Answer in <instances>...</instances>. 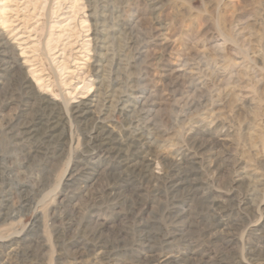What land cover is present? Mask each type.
I'll use <instances>...</instances> for the list:
<instances>
[{
  "label": "rangeland",
  "instance_id": "rangeland-1",
  "mask_svg": "<svg viewBox=\"0 0 264 264\" xmlns=\"http://www.w3.org/2000/svg\"><path fill=\"white\" fill-rule=\"evenodd\" d=\"M91 2L97 17L87 0H0V123L31 121L37 95L62 114L66 98L79 108V127L104 129L99 140L121 155L105 146L75 155L67 116L42 140L38 120L23 135L0 128L13 201L30 199L21 214L0 221V264H264V210H255L264 196V0ZM153 19L159 26L148 35V60L133 62L132 72L139 103L153 100L149 140L183 167L173 169L172 189L127 178L136 163L160 173L161 159L146 156L149 144L128 127L130 113L99 110L108 57L93 50V28L100 21L112 38L123 25L148 33ZM123 39L113 40L114 50ZM107 41L98 43L103 53ZM191 77L203 97L184 109L170 85L192 90ZM21 79L28 100L7 94Z\"/></svg>",
  "mask_w": 264,
  "mask_h": 264
},
{
  "label": "bare ground",
  "instance_id": "bare-ground-1",
  "mask_svg": "<svg viewBox=\"0 0 264 264\" xmlns=\"http://www.w3.org/2000/svg\"><path fill=\"white\" fill-rule=\"evenodd\" d=\"M149 1H153V3H155V2L157 3L158 0H149ZM87 2L89 3V5H91V8L93 10V14L96 17L99 16L98 6L96 5L97 3L95 4L94 2H91V0H87ZM92 3H93V5H92ZM155 5L152 7V10H154L155 14H156V12H158L160 14V9L162 7L161 6L156 7ZM106 18H107V16H106ZM116 19H117V17H116ZM98 20H100V19L99 18L96 19V21H98ZM152 21L149 22V24H148L151 26L149 28L152 29L151 30L152 32H148V33L144 32L143 33L140 30H138L137 27L136 28H132V27L130 28V27H127L126 25H123L122 27H120L121 29L119 30V35L117 37L114 36V38H112L113 37L111 34L112 31L108 29L109 27L107 28V26L103 25L104 28L102 30H100V28H99L100 21L93 28V40L95 42L93 50L95 52L99 53L100 56L103 55L104 57H108L107 63L105 64V68H103V70H101L102 71V79H101V85H100L101 102H100L99 110H100V107L101 108L109 107L111 112L119 111L121 114L122 113H124V114L130 113L131 117L128 120V127H130L132 129V133H134L136 136H138L140 140L144 139L146 141V143L149 144V147L146 148V154H147L146 156L153 155L156 159H159V160L161 159L160 162H161L162 170L160 171V173L156 174L154 172H150L148 170L149 168L147 166L140 165L139 163H136V164H134L128 168V170H127L128 175L126 174V176H128L127 178L130 179L129 176L135 174V177H140L142 180H145L148 183H151V182L161 183L164 186H166V188L169 187L172 189L176 185L174 183V181L171 180L173 175L175 174V171L173 172V169L175 167H177V169L179 170L183 167L179 164V162L175 159V157L170 158V156L168 155L169 152L164 153L165 147L159 143L158 139H154L153 141L149 140L151 138H150V136L147 135V133L145 131V126L150 128V126H151L150 123L152 121H154V119H156L155 117H154V119L150 118L148 115V110H147V108L150 106V104L153 102V100L149 96L148 98H146L145 101L142 100L143 101L142 104L139 103V101L141 100L140 94H138V92H136L137 89H139V86L137 85V82H139V79L137 80L135 78L136 75L132 72V68L134 67L133 62L135 63L137 60L141 59L142 57L144 59L143 62H146V59L148 60V56L145 55L147 53L146 43L148 44V41H147L148 35H150V37L153 36L154 28L157 29L156 26H159L156 24L155 19H153ZM101 23H102V21H101ZM120 25L113 24L112 26L114 28V27L120 26ZM123 37L125 39H123L124 42H122V44L123 43L124 44L123 45L121 44V46H120L119 45L120 42L118 43V45L120 46V50H118V51L114 50L113 49V47H114L113 43H115V42H113V40L114 39L115 40L120 39V41H121V39ZM106 40H108L107 42L109 45L105 47L106 52L103 53L102 52L103 49L98 46L99 45L98 43H100L101 41L106 42ZM143 43H145L144 46H141ZM115 48H116V46H115ZM107 52L111 53V55L109 56ZM0 53H1V43H0ZM203 61H204V58L201 57V58H199V60L196 63L197 70H199V72L203 71V70H201L202 69L201 64L203 65V63L205 62V61L204 62ZM95 62L100 63V60L97 59ZM97 67L98 66L95 65L94 69H96ZM138 69H139V66H138ZM99 71L100 70L97 69V72H99ZM137 74H139V71ZM191 79L192 80L190 81V86L193 85L194 88L192 90H189V91L185 90L182 87H179L177 83H173V82H172V84L170 83L171 84L170 90H172L171 91L172 96H173V98H175L176 104H181V107L184 109L188 105L196 104L195 102H197V100H198L197 98L203 97V95L201 94L202 91L199 88H197L196 85L193 84L194 83L193 77H191ZM16 85H17V88L8 90L7 94H10V96H12V98L14 96L15 97L17 96L20 100H28L27 97L30 96L29 95L30 92L27 90V84H26L25 80L24 79L19 80ZM189 92H191V94H189ZM126 93H130L131 95L127 96ZM64 103H65L64 104V112H62V114H58L56 106L47 102L45 100V98H43L42 96H38V95L34 96V104H35L34 107L36 109V112H35L34 118H32L31 121L30 120L19 121L20 120L19 117L10 118L8 120H4L3 122H1L0 128L3 131H7L6 132L7 135L14 136L16 133V129L18 131V135H23L25 133L33 131L34 127H33L32 123H35L36 120H38L39 122H42L44 125L43 130L41 131V133L38 134V138L42 140V139H44V137L46 136L47 133H52L53 129H55L57 126L61 125L63 118L67 116L68 122L71 124L70 143H71V146L73 148V153L75 155H77L78 149H80V148H82L85 152H88V151H90L89 149H91L92 147L105 146L106 150L108 151V154L112 153L113 154L112 156L114 158H120L121 157L120 151H119L117 146H110L109 147V145H108L109 142H101V140H99L101 137V133L104 131V129L101 130L99 126L95 125L94 127L91 128L90 131H87L85 133L79 127L80 124L78 125L77 118L75 117V114H74V112L79 108L74 109V107L73 108L70 107L67 104L66 98H64ZM101 111L102 110H100V112ZM24 125H25V127H24ZM74 125H75V128L73 127ZM22 126L24 127V129H21ZM153 127H152V129L155 128V127L154 128ZM110 135H111V137L113 136L112 133H110ZM76 140H77V142H76ZM98 141H99V144H98ZM183 142H184V139H183ZM146 143H144V145H147ZM178 143L179 142L175 143V145H178ZM74 144H76V146H74ZM192 145H194V144H192ZM196 145H198V146H195V147L192 146V148H194L195 152L197 153L198 148L200 149L201 146H203V144L200 143V145L199 144H196ZM158 149H160V151H158ZM15 155H16V157H18L19 153H17V154L15 153ZM9 167L7 166V164L0 165V195L3 194L0 197V221L2 220L5 223L7 221H9L10 219H13V217H11L12 213L17 214V216H18V214H21L22 209L25 208L30 203L29 197L25 194H21L20 196H18L16 201H13V197H12L13 193L11 191V186L6 184L7 176L9 173ZM146 168H147V170H146ZM68 170L69 169H67L66 175L71 176L72 173H70V171L68 172ZM124 178H126V177L118 176L116 178V181L123 182V180H125ZM259 181H261V180H259ZM11 182H12V180H11ZM152 188H153V186H152ZM254 189L255 188L253 187V190ZM149 190L151 191V189H149ZM259 191H260V189H259ZM249 193H250V191H249ZM10 201H12V204L9 203ZM260 204L261 205H258L257 207H255L256 211H263L264 210V196L261 198ZM4 206H5V208H4ZM41 216H43V211H42ZM96 245H98V244H96ZM164 263L169 264V263H172V261L167 260Z\"/></svg>",
  "mask_w": 264,
  "mask_h": 264
}]
</instances>
